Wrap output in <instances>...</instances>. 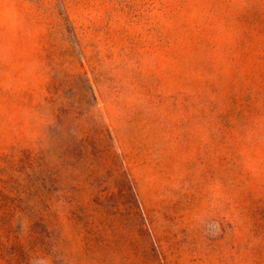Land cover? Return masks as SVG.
Returning <instances> with one entry per match:
<instances>
[{
	"label": "rangeland",
	"instance_id": "374dc122",
	"mask_svg": "<svg viewBox=\"0 0 264 264\" xmlns=\"http://www.w3.org/2000/svg\"><path fill=\"white\" fill-rule=\"evenodd\" d=\"M0 264H264V0H0Z\"/></svg>",
	"mask_w": 264,
	"mask_h": 264
},
{
	"label": "trees",
	"instance_id": "16d2710c",
	"mask_svg": "<svg viewBox=\"0 0 264 264\" xmlns=\"http://www.w3.org/2000/svg\"><path fill=\"white\" fill-rule=\"evenodd\" d=\"M47 155H49V153ZM18 161L23 162V165H24L23 168H28V167H31L33 164H36L38 168L37 169L38 175H41V173L46 170V169H43L44 166L47 167V164H44V163H49L46 156L41 155L39 157L38 156L33 157L31 152L26 151V150L22 152V155ZM41 179L43 180V177H41Z\"/></svg>",
	"mask_w": 264,
	"mask_h": 264
}]
</instances>
